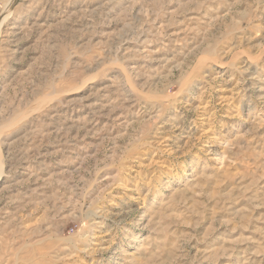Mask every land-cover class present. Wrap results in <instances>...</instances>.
<instances>
[{
	"label": "rangeland",
	"instance_id": "rangeland-1",
	"mask_svg": "<svg viewBox=\"0 0 264 264\" xmlns=\"http://www.w3.org/2000/svg\"><path fill=\"white\" fill-rule=\"evenodd\" d=\"M1 177L0 264H264V0H0Z\"/></svg>",
	"mask_w": 264,
	"mask_h": 264
},
{
	"label": "bare ground",
	"instance_id": "bare-ground-1",
	"mask_svg": "<svg viewBox=\"0 0 264 264\" xmlns=\"http://www.w3.org/2000/svg\"><path fill=\"white\" fill-rule=\"evenodd\" d=\"M14 34V33H13ZM32 154V153H31ZM33 154H34V152H33ZM35 158V157H34ZM37 160V159H36ZM34 162V161H33ZM41 162V161H40ZM43 162V161H42ZM26 163V162H25ZM43 164V163H42ZM44 165V164H43ZM45 165H46V163H45ZM38 166V165H37ZM5 167V166H4ZM24 169H25V167H24ZM60 171V170H59ZM63 171V170H62ZM25 172H27V171H25ZM24 172V173H25ZM34 173V172H33ZM46 173V172H45ZM59 173V172H58ZM68 173V172H67ZM65 174V173H64ZM58 175V174H57ZM54 177V176H53ZM32 178V177H31ZM2 177L0 178V183L3 181V179H5V178H3L2 180ZM105 179V178H104ZM24 182V181H23ZM55 182V181H54ZM23 185V184H22ZM48 185V184H47Z\"/></svg>",
	"mask_w": 264,
	"mask_h": 264
}]
</instances>
